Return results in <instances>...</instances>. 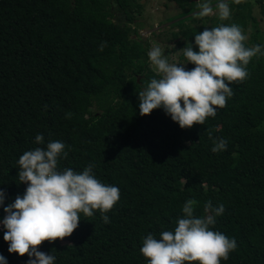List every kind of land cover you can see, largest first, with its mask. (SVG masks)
Here are the masks:
<instances>
[{"label": "trees", "instance_id": "1", "mask_svg": "<svg viewBox=\"0 0 264 264\" xmlns=\"http://www.w3.org/2000/svg\"><path fill=\"white\" fill-rule=\"evenodd\" d=\"M169 1L191 16L173 32L183 48L191 42L199 51L195 34L234 23L249 35L245 47L264 52L261 0H224L225 21L196 15L197 3L220 0ZM141 10L137 0H0V221L27 188L17 176L19 157L58 140L68 152L60 170L94 165L95 177L117 186L120 199L108 223L99 210L81 213L71 236L43 242L38 250L55 256L54 264H147L143 238L174 230L188 199L198 202L197 216L208 201L224 205L211 228L237 248L220 264H264V55L250 60L249 76L230 84L233 95L204 125L182 129L163 108L141 116L139 91L156 76L149 43L133 37ZM207 129L227 141L226 150L212 151ZM0 224V255L27 264V254L9 252Z\"/></svg>", "mask_w": 264, "mask_h": 264}, {"label": "clouds", "instance_id": "2", "mask_svg": "<svg viewBox=\"0 0 264 264\" xmlns=\"http://www.w3.org/2000/svg\"><path fill=\"white\" fill-rule=\"evenodd\" d=\"M234 2L239 4L241 0ZM197 7L200 19L218 15L225 21L231 15L224 0L216 4L215 12L210 3ZM246 40L241 27L234 23L205 28L195 34L199 51L194 50L191 42L181 49L187 63L195 65L191 70L183 66L187 63H170L161 47L152 46L148 57L156 76L139 91L140 115L163 108L182 129L204 125L233 95L230 84L249 76L250 60L264 55L261 45L245 47ZM207 132L213 152L226 150L225 139L215 138L211 129ZM35 142L43 144L44 137L38 134ZM67 156L65 144L57 140L24 152L17 161L19 182L27 184V188L4 208L7 215L0 223L7 229L4 240L9 242V252L27 254L30 257L27 264H54L55 256L38 250L43 242L71 236L79 226L81 213L91 217L93 210H99L103 221L108 223L106 213L120 199L117 186L106 185L95 177L94 165H88L82 172L70 167L60 170L58 160ZM4 199L5 192L0 189V205ZM197 204L195 199L184 203L183 215L177 218L174 230L162 231L159 238L152 233L143 238L140 252L147 264H220L221 259H229V253L237 248L236 240L211 228L216 217L224 213V205L214 207L208 201L203 209L205 215L197 216ZM0 264H7L3 255Z\"/></svg>", "mask_w": 264, "mask_h": 264}, {"label": "rangeland", "instance_id": "3", "mask_svg": "<svg viewBox=\"0 0 264 264\" xmlns=\"http://www.w3.org/2000/svg\"><path fill=\"white\" fill-rule=\"evenodd\" d=\"M137 1L142 5V10L137 14L136 22L131 24V28L138 32L137 35L133 34V37L142 40L144 43H149V50L154 45L161 47L164 56L170 63H184L180 57L183 47L178 43L173 32H178L181 28L178 22H188L191 16L183 15L177 4L169 0ZM201 3H197L195 8ZM213 10L216 11L215 7ZM262 27L264 28V20ZM247 39H249V35Z\"/></svg>", "mask_w": 264, "mask_h": 264}, {"label": "built area", "instance_id": "4", "mask_svg": "<svg viewBox=\"0 0 264 264\" xmlns=\"http://www.w3.org/2000/svg\"><path fill=\"white\" fill-rule=\"evenodd\" d=\"M257 1V0H256ZM261 4L264 6V0H261Z\"/></svg>", "mask_w": 264, "mask_h": 264}]
</instances>
